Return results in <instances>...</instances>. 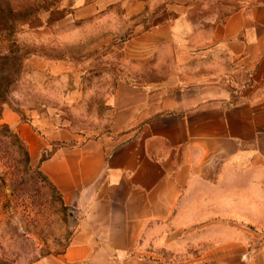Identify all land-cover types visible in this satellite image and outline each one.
Returning a JSON list of instances; mask_svg holds the SVG:
<instances>
[{"label":"crops","instance_id":"obj_1","mask_svg":"<svg viewBox=\"0 0 264 264\" xmlns=\"http://www.w3.org/2000/svg\"><path fill=\"white\" fill-rule=\"evenodd\" d=\"M74 1L62 45L120 69L96 137H41L3 112L31 159L59 143L39 170L73 231L34 264H264V0ZM69 62L39 59L31 77Z\"/></svg>","mask_w":264,"mask_h":264},{"label":"rangeland","instance_id":"obj_2","mask_svg":"<svg viewBox=\"0 0 264 264\" xmlns=\"http://www.w3.org/2000/svg\"><path fill=\"white\" fill-rule=\"evenodd\" d=\"M74 4V0H0V264H34L56 256L73 231L68 209L39 170L40 160L59 143H51L31 159L25 141L4 120L3 112L17 113L20 122L31 123L41 137L61 128L81 139L109 131L111 112L103 92L115 86L120 64L115 55L105 62L109 78L103 75L102 60L89 65L86 43L62 45L64 32L77 25L70 16ZM97 34L106 38L111 31ZM112 36L118 41L117 33ZM43 58L68 59L72 70L35 81L31 72L35 61ZM262 241L263 235L258 242Z\"/></svg>","mask_w":264,"mask_h":264}]
</instances>
